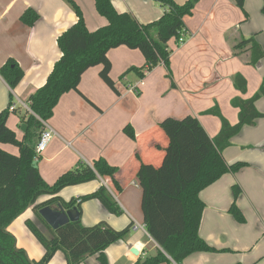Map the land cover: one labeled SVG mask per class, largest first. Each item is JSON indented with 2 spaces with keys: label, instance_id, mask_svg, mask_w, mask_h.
I'll use <instances>...</instances> for the list:
<instances>
[{
  "label": "crops",
  "instance_id": "crops-1",
  "mask_svg": "<svg viewBox=\"0 0 264 264\" xmlns=\"http://www.w3.org/2000/svg\"><path fill=\"white\" fill-rule=\"evenodd\" d=\"M74 1L90 32L108 25L107 19L98 13L95 0ZM174 1L184 4L188 0ZM112 2L118 12L132 13L142 24L157 21L164 13L152 0ZM263 5V0H245V11L249 15L245 21L244 13L234 0H201L194 15L185 20L191 37L182 46L175 40L169 43L172 50L170 72L160 64L145 79L136 71L125 75L132 68H142L146 60L139 50L125 46L113 49L108 56L112 64L110 78L116 91L101 77L103 67L97 66L85 72L78 91L65 94L55 108L48 124L56 136L38 163L39 172L49 185L80 163L91 166L101 158L120 169L116 179L123 190L119 195L111 189V180L101 178L67 187L59 194L69 202L92 194L102 186L111 192L123 210L121 216L110 214L98 200L83 203L81 216L85 227L106 222L120 231L133 224L124 240L106 250L109 264H137L140 259L155 255L160 248L146 231L141 208L143 192L137 179L142 164L159 167L163 161L168 139L159 124L170 117L193 116L207 134L215 138L221 130V120L205 112L218 107L228 122L236 125L239 109L233 107L232 100L250 99L260 90L264 83V58L252 66L250 54L236 56L233 46L242 37L254 36L264 50ZM30 9L39 15V20L27 26L21 18ZM77 21L75 11L65 0H0V70L14 60L24 72L22 81L14 89L0 74V113L9 108L11 96L14 101L28 103L45 85L62 57L58 38ZM237 75L246 79V93L236 88ZM255 107L264 114V96ZM29 115L18 106L17 113L9 117L7 125L20 141L28 130L22 119L27 121ZM127 126L133 128L136 140L125 134ZM39 135L28 139L31 146L37 144ZM0 147L19 155V149L13 145L0 144ZM223 156L229 165L242 162L248 167L239 173L224 175L200 193L206 207L199 234L218 252L193 254L183 264H264V118L245 126L233 137ZM234 186L242 190L237 205L245 216V224H239L229 213L234 202ZM48 199L43 197L41 201ZM28 219L34 220L32 209L15 220L8 230L15 236L18 248L24 249L29 256L28 248L18 239ZM135 224L144 226L146 232L135 231ZM133 249L139 252L138 256L132 253ZM60 253L50 264H55ZM92 262L100 264L97 256L82 264ZM56 263L67 264L65 254L64 262Z\"/></svg>",
  "mask_w": 264,
  "mask_h": 264
},
{
  "label": "trees",
  "instance_id": "trees-1",
  "mask_svg": "<svg viewBox=\"0 0 264 264\" xmlns=\"http://www.w3.org/2000/svg\"><path fill=\"white\" fill-rule=\"evenodd\" d=\"M65 1L75 11L78 21L58 38L62 57L55 64L45 85L28 100L33 113L46 122L53 118L54 110L65 94L78 91L82 76L91 68L102 66L101 77L116 91L115 83L110 78L112 64L108 56L113 49L125 46L139 50L146 60L142 68H132L125 75L136 71L141 79H145L160 64L165 65L170 72L172 50L169 43L172 40L178 42L181 33L188 31L185 20L194 15L201 0H188L184 4L174 0H152L163 8L164 13L157 21L149 24L140 23L132 13L118 12L112 0H95L98 13L107 19L108 25L94 32L88 30L76 2ZM234 1L247 21L249 15L245 11V0ZM262 12L264 14V5ZM38 20L39 15L31 9L21 18L27 26L34 25ZM233 51L236 56L250 54L252 66L258 65L264 58V50L254 36L242 37L233 46ZM0 74L11 89L16 88L24 77L23 70L14 60L8 61L1 68ZM235 86L241 93L247 92V81L242 75L235 78ZM262 96L264 83L252 98L232 100L233 107L239 109V122L236 125H231L218 107L206 111L205 115L217 116L221 120V130L215 138H211L193 116L184 119L170 117L159 124L168 139L163 161L159 167L142 164L137 179L143 192L141 208L146 231L160 248L155 255L140 259L137 264H183L193 254L218 252L199 234L206 207L200 193L224 175L236 174L248 167V164L242 162L229 165L223 152L231 145V139L245 126L264 118V114H260L255 107ZM13 103L14 97L11 96L10 106ZM10 106L0 113V144L17 147L19 155L10 154L0 147V264H50L58 252L65 254L67 264H82L93 256H97L100 264H109L106 250L124 240L133 224L120 231L106 222L85 227L81 216L82 204L90 200H98L110 214L121 216L123 210L111 192L102 186L92 194L69 202L64 201L59 194L67 187L101 178L111 180V189L119 195L123 190L116 179L120 169L101 158L91 166L80 163L60 176L53 185H49L39 172V162H35L36 145L31 146L28 142V139L41 135L43 125L32 114L27 121L23 118L22 122L28 130L24 140H18L16 133L7 125L10 115L17 113V110L10 111ZM31 131L34 133L31 134ZM124 132L136 140L131 126H127ZM241 194V188L234 186V202L229 213L239 224H245V216L237 205ZM43 197L49 199L40 202ZM46 207H62L66 211L76 208L80 219L55 231L40 215V211ZM29 209L33 210L35 218L47 231L44 232L31 219L26 221L27 228L45 251L39 261L31 260L24 249L18 248L15 236L8 230Z\"/></svg>",
  "mask_w": 264,
  "mask_h": 264
},
{
  "label": "built area",
  "instance_id": "built-area-1",
  "mask_svg": "<svg viewBox=\"0 0 264 264\" xmlns=\"http://www.w3.org/2000/svg\"><path fill=\"white\" fill-rule=\"evenodd\" d=\"M189 33L187 30H184L181 33L180 38L178 39V44L181 46L183 44H185L189 38ZM18 106L24 108L27 112H29L30 114L34 115L43 125V131L39 137V140L36 144V157H35V162L38 163L40 161L41 155L47 150V148L49 147L51 141L53 140V138L56 136V133L54 132V130L52 128H50L48 122L43 121L42 119H40L38 116H36L33 111L30 108V105L28 103H23L21 100L16 99L14 101V103L10 106V111H14L17 110ZM135 231H145V227L144 226H140L139 224H135L134 228ZM146 232V231H145Z\"/></svg>",
  "mask_w": 264,
  "mask_h": 264
},
{
  "label": "water",
  "instance_id": "water-1",
  "mask_svg": "<svg viewBox=\"0 0 264 264\" xmlns=\"http://www.w3.org/2000/svg\"><path fill=\"white\" fill-rule=\"evenodd\" d=\"M26 129V126H24L23 131L25 132ZM40 215L55 231L69 224L70 222H75L80 219L79 211L76 208L66 211L62 207H46L40 211ZM132 253L136 256L139 255V252L136 249H133Z\"/></svg>",
  "mask_w": 264,
  "mask_h": 264
},
{
  "label": "rangeland",
  "instance_id": "rangeland-1",
  "mask_svg": "<svg viewBox=\"0 0 264 264\" xmlns=\"http://www.w3.org/2000/svg\"><path fill=\"white\" fill-rule=\"evenodd\" d=\"M188 36L191 37V34H189ZM176 43L178 46H180L178 44V42H176ZM40 202H42V201H40ZM33 221L36 222L38 225H40V228L43 229L44 232H47L45 230V228L42 227L41 224H39L38 220L35 218V215H34ZM19 237H21V238H18L20 241V244H22L24 247L28 248V250L30 252L29 258L31 260H34V259L38 260V259H40V257H42V256L39 257L38 255H40V254L43 255V252H44L43 247L39 244L37 239L31 234V232L28 231L26 226H22ZM21 241H23V242H21ZM59 261L64 262V254L62 252L59 254V257H57V259L54 262H55V264H57L56 262H59ZM91 264H99V263H93L92 262Z\"/></svg>",
  "mask_w": 264,
  "mask_h": 264
}]
</instances>
